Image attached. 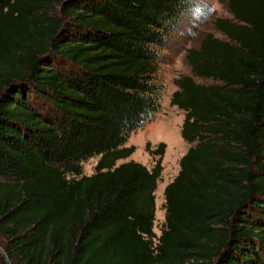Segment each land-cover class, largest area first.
Listing matches in <instances>:
<instances>
[{"label": "trees", "instance_id": "1", "mask_svg": "<svg viewBox=\"0 0 264 264\" xmlns=\"http://www.w3.org/2000/svg\"><path fill=\"white\" fill-rule=\"evenodd\" d=\"M218 2L169 97L190 145L156 235L164 143L150 167L116 160L160 105V49L205 6L0 0V264H264V0Z\"/></svg>", "mask_w": 264, "mask_h": 264}, {"label": "rangeland", "instance_id": "2", "mask_svg": "<svg viewBox=\"0 0 264 264\" xmlns=\"http://www.w3.org/2000/svg\"><path fill=\"white\" fill-rule=\"evenodd\" d=\"M196 1L203 3L205 9H195L187 13L178 28L160 49L157 77L161 81L163 89L158 109L153 112L151 118L129 132L123 144H132L134 149L127 157L116 160V163H118L133 159L150 167L158 158V154H152L149 150L156 148L157 143L160 141L164 143L163 151L159 156L161 170L154 190L152 229L156 235L159 234L163 225V187L177 173L178 160L190 145L180 135L183 111L169 103L170 94L175 89L174 79L183 74H190V67L184 59L185 48L189 46L196 47L201 33L204 31L219 36L220 33L215 28L212 20L215 16L228 15L218 0ZM193 78L199 82L208 81V79L198 78L197 76H193ZM146 142H149L147 149L145 147ZM95 160L96 156H91L82 161L83 173L92 172Z\"/></svg>", "mask_w": 264, "mask_h": 264}, {"label": "water", "instance_id": "3", "mask_svg": "<svg viewBox=\"0 0 264 264\" xmlns=\"http://www.w3.org/2000/svg\"><path fill=\"white\" fill-rule=\"evenodd\" d=\"M0 253H3V252H2V249H0Z\"/></svg>", "mask_w": 264, "mask_h": 264}]
</instances>
